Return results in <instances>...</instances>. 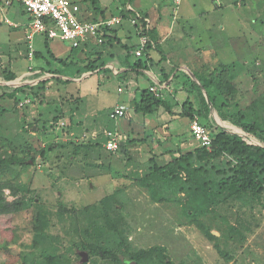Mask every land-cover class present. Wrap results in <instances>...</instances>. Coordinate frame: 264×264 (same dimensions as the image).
<instances>
[{"label": "rangeland", "instance_id": "obj_1", "mask_svg": "<svg viewBox=\"0 0 264 264\" xmlns=\"http://www.w3.org/2000/svg\"><path fill=\"white\" fill-rule=\"evenodd\" d=\"M73 1L80 6L79 15L82 18H92L95 9L104 5L109 8L108 14L117 15L120 10H125L127 15L128 4L132 5L134 11L148 13L156 20L155 25L160 35L165 37L162 49L151 52L158 63H166L162 60L165 54L172 63H202L210 70L220 64L235 66L231 74L233 80L239 83L244 95L241 98L242 106L249 108L244 110L245 114L253 115V118L246 119L257 120L264 128V0H180L179 3L176 0ZM5 17L16 24L20 20L14 12L0 13V73L9 68L18 78L7 82L0 77V86L16 88L43 81L44 79L27 82L20 76L29 72V68L35 64H44L40 61L43 60L41 57L49 55L44 36H37L35 42L40 59L30 61L27 42L21 36L23 29L10 27L5 22ZM127 42L133 45L135 39ZM49 44L52 51L61 58L71 54L77 56L79 53L71 43L59 39L49 41ZM48 60H51L50 57ZM50 66L65 70L57 63L52 62ZM78 67L82 69L81 64ZM89 81L96 80L92 78ZM70 83L72 87L77 86L74 82ZM95 86L97 88L98 85ZM65 89L67 87L63 84L47 85L46 90L34 101L31 99L29 106L20 112H15L14 102L0 101L1 107L10 111L4 115L0 113V132L2 131L6 138H11V132L20 130L19 121L22 118L26 119L27 123H32L35 118L52 119L60 109H63L66 113L64 116L69 118L71 108H80L90 116L98 114L99 119L106 121V126L111 129H115V125L122 121L115 122L107 115L110 102L116 98L113 88L110 95L103 92L94 94L90 90L86 102L79 105L76 100L69 98ZM253 104L255 106L251 107ZM18 107L21 108L20 104ZM256 117L257 119H254ZM218 122L222 127H228L220 120ZM39 125L42 127L43 122ZM56 127L50 123L47 125V131L39 134L43 146L56 142H76L77 138L70 136L68 126L61 129ZM231 131L245 136L250 143L261 144L241 130ZM2 139L0 138V149ZM84 154L83 152L79 155L71 165L67 163V150L64 149L57 155L53 154L52 163H44L39 159L36 166L24 171L18 169L23 174L21 181L28 184V191L20 195L23 198L18 201H23V206L19 207L16 214L0 216V244L9 248L7 252H0V264H21L20 254L23 246L29 245L33 237L32 200L38 199L53 211L60 202L68 207L83 209L95 205L118 189L123 190L120 199L123 201V210L131 228L133 249L165 247L174 264H264V209L257 204L246 209L236 207L235 210H238L240 215L238 217L229 214L230 224L243 231L246 240L239 243L237 240L220 239V248L232 257V260L228 261L217 251L216 241L208 240L196 224H191L179 205L155 204L146 190L123 177L125 173L134 177L140 176L127 171L130 163L124 150L117 152L119 160L112 163L103 148L94 149L90 157H85ZM6 195L8 200H14L9 191H6ZM224 214L228 215L226 211ZM209 225L214 234L220 236L227 223L216 219ZM55 232L59 233L57 230ZM82 251L78 250L77 253ZM79 258L81 263V257Z\"/></svg>", "mask_w": 264, "mask_h": 264}, {"label": "trees", "instance_id": "obj_2", "mask_svg": "<svg viewBox=\"0 0 264 264\" xmlns=\"http://www.w3.org/2000/svg\"><path fill=\"white\" fill-rule=\"evenodd\" d=\"M127 12L125 17L133 15L129 10ZM144 15L147 17V14ZM46 22L51 25L49 19H46ZM109 38L106 37L104 44L110 41ZM152 50L149 47L136 63L142 66V63H148L149 60L152 62L149 53ZM127 52L130 53L131 48H127ZM35 54L37 58L40 57L39 53ZM49 54L62 66L72 64L68 63V59H58L51 52ZM233 68L234 66L221 64L208 81L200 80L201 86L188 78L190 88L201 95L204 106L202 110H197L188 100L183 105L181 116L190 120L194 116L210 120V107L203 95L204 89L209 103L222 121L237 127L263 146L221 130L213 122L204 124L201 120L211 131L210 149L197 147L191 152L181 153L180 157L165 165L154 162L143 176L130 179L123 176L146 190L153 203L179 205L191 224H196L208 240L216 241L217 251L228 261H231L232 257L220 248V239L237 240L239 243L246 240V234L236 225L230 224L229 214L238 217L240 215L238 210H235L236 207L246 209L255 204L264 209V128L257 120L246 119L253 118V115L245 114L244 110L249 108L242 106L240 89L231 74ZM93 69V65L87 67L88 71ZM0 77L7 82L17 79V75L9 68L2 71ZM48 82L42 81L37 85L16 88L0 86V101L14 102L15 112H20L29 106L19 108L20 102L26 99L34 101L46 90ZM162 106L165 104L158 96L145 92L135 110L145 115L153 114ZM254 106L255 104L251 107ZM7 112L10 111L0 105V113L4 115ZM63 117L64 110L60 109L52 119L35 118L32 123H27L26 119L22 118L19 121L20 130L11 132V138H6L4 133L0 132V138H3L0 149V216L16 214L19 207L23 206V201L18 200H22L23 196L20 195L28 191V184L21 181V171L36 166L39 159L44 163H52L53 154L57 155L66 149L67 163L72 165L83 152L85 157H90L94 149L102 148L100 143L83 141L65 144L56 142L43 146L39 134L47 131V125L51 123L53 126L52 124L58 123ZM41 121L42 127L39 125ZM6 191L10 192L14 200H8ZM122 191L118 189L95 205L83 209L68 207L60 202L53 211L38 199L32 200L33 237L29 245L23 246L20 254L21 264H82L78 250L89 254L90 262L84 264H174L165 247L132 248L131 228L123 210V201L120 199ZM225 211L228 215L224 214ZM216 219L227 223L220 236H216L209 225ZM56 230L59 233H56ZM245 230L249 231L248 228ZM8 249L0 244V252H7Z\"/></svg>", "mask_w": 264, "mask_h": 264}, {"label": "crops", "instance_id": "obj_3", "mask_svg": "<svg viewBox=\"0 0 264 264\" xmlns=\"http://www.w3.org/2000/svg\"><path fill=\"white\" fill-rule=\"evenodd\" d=\"M0 3L3 6V11L0 13L14 12L20 17L17 24L12 21L13 26L7 24L10 27L22 28L21 36L26 40V28L32 20L31 14L27 12L21 3L15 2L14 0H0ZM132 8V5L128 4L127 11L132 10ZM108 9V6L104 5L102 8L95 9L92 18H82L80 15L79 18L82 21H100L101 19L112 16L125 17L126 15L125 10H120L117 15L108 14ZM139 12L147 14V17L152 22L149 36L156 44V48L149 52L151 55V52L162 49L165 37H162L158 32L155 19H152L144 11ZM129 17L126 16L121 26L110 31L108 36L110 37V41H107L105 44H99L93 38H89L83 42L77 48L78 50L76 52L79 51V53H77V56L74 55L76 58L72 54L65 58L57 56L49 44V41L54 40L48 39L43 34H37L34 38V44L37 36H44L48 53L51 52L58 59H68V63L72 64L67 67L62 66L49 54L48 56L41 57L43 60L40 61H43L41 63L44 64H35L32 68H29V72L23 73L20 78L25 79L27 82L44 79L43 81H49L48 85L54 83L63 84L67 87L65 92L69 94V98L76 100L78 105L79 103L86 102V97L90 95V90L94 94L103 92V94L110 95L111 89L113 88V93L116 98L113 102H110L109 112L107 114L109 118L111 119L110 114L115 106L123 105L129 108L128 117L114 120L115 122L122 120L115 125V129L106 126V121L101 120V118L99 119L98 114H92L90 116L87 112L81 111L80 108L78 110L71 108L69 118L68 116H64L59 122L66 123L71 133L70 136L81 139L85 143H100L103 149H105V143L107 141L104 132L107 130L117 132L122 137L120 150H124L127 161L131 166H128L127 171L143 176L154 162L158 165H165L174 158L180 157L181 153L191 152L199 147L191 133L190 119L181 116L183 105L188 100L193 103L197 110H202L204 106L201 95L190 88L188 78L201 86L202 83L200 80L203 82L208 81L210 75H214L217 72L218 67L210 70L206 64L202 63H172L165 54L166 63H158L151 55L152 62L149 60L148 63H142V66H139V63L136 62L141 57H136L135 55V51L139 46V36L136 28L130 23ZM130 39H135L133 45L128 44L127 41ZM101 46H103L102 49ZM127 48H131L130 53L127 52ZM35 52L39 53L36 49ZM34 57L36 59L29 58V60L34 62L40 59V57H36V54ZM49 57L51 60H48ZM52 62L57 63L67 71L65 72L63 69L61 70L58 67L50 66ZM79 64H81L82 69L78 67ZM89 65L94 66L92 71L87 70ZM74 67H77V69L75 70ZM69 68L73 70L68 71ZM71 75H73V79H71ZM92 78H95L96 81H89ZM57 80H60V82H57ZM70 81L76 83L77 86L72 87ZM38 83L28 85H37ZM235 83L240 89L239 83L236 81ZM95 85H98L97 88ZM153 87L157 89L156 93L151 92L150 89ZM145 92H151L158 96L164 102L165 106L158 108L153 114L145 115L138 113L135 110V106L141 102L142 95ZM203 95L210 107L209 119L211 121H208L204 117L200 120L204 124L213 122L221 130L239 134L231 131V129L239 130L237 127L221 120L217 111L209 103L207 92L204 89ZM243 97L244 95L241 93L240 98ZM64 114L66 113L64 112ZM219 120L225 123L228 129L222 127L218 122ZM94 134H96V137H93ZM101 138H104V140H100ZM131 149L132 151L130 152ZM107 155L110 156L111 163L119 160L117 152L107 151ZM123 176L129 177V179L134 178V176L126 173Z\"/></svg>", "mask_w": 264, "mask_h": 264}, {"label": "built area", "instance_id": "obj_4", "mask_svg": "<svg viewBox=\"0 0 264 264\" xmlns=\"http://www.w3.org/2000/svg\"><path fill=\"white\" fill-rule=\"evenodd\" d=\"M21 3L27 12L31 14L32 20L26 28V40L28 45V57L33 59L35 56L34 38L37 34H43L48 39H59L63 42L71 43L74 48L81 46L89 38H93L99 44L106 41L110 31L122 25L125 20L124 16H112L101 19L100 21H82L79 18L80 6L71 0H14ZM177 3L180 0H176ZM3 6L0 3V12ZM133 13L129 17L130 23L136 28L139 36V46L135 51L136 57H142L145 51L151 47L156 48V44L150 39L152 27L151 20L139 11L129 10ZM51 21V25L46 22ZM5 22L14 25L9 19ZM156 93L155 87L150 89ZM31 103V99H26L20 103V107ZM129 116V108L123 105H117L112 110L110 117L112 120H118ZM61 129L66 126L65 122L52 124ZM191 133L198 143L199 147L210 149L212 146L211 131L202 124L199 116H194L190 120ZM107 139L105 149L109 152L116 153L121 149L122 137L115 131H105ZM96 137V134L93 135ZM76 142H82L76 139Z\"/></svg>", "mask_w": 264, "mask_h": 264}, {"label": "water", "instance_id": "obj_5", "mask_svg": "<svg viewBox=\"0 0 264 264\" xmlns=\"http://www.w3.org/2000/svg\"><path fill=\"white\" fill-rule=\"evenodd\" d=\"M236 134V133H235ZM236 135H239V136H242L240 134H236ZM244 139H246L245 136H242ZM262 146V144H260ZM80 257H81V263L84 264V263H88L89 262V254L85 251H82L79 253ZM134 264V263H133Z\"/></svg>", "mask_w": 264, "mask_h": 264}]
</instances>
